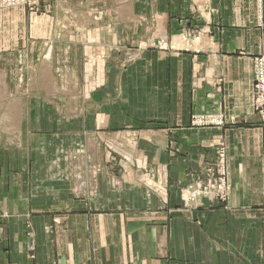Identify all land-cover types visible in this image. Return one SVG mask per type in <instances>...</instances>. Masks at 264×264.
Here are the masks:
<instances>
[{"label":"crops","instance_id":"crops-1","mask_svg":"<svg viewBox=\"0 0 264 264\" xmlns=\"http://www.w3.org/2000/svg\"><path fill=\"white\" fill-rule=\"evenodd\" d=\"M125 4L127 22L64 41L53 13L0 9V59L22 54L25 97L2 132L20 136L0 147V264H264V0ZM58 46L71 88L42 78ZM91 58L96 88L79 74ZM221 149L229 198L191 195Z\"/></svg>","mask_w":264,"mask_h":264},{"label":"rangeland","instance_id":"rangeland-1","mask_svg":"<svg viewBox=\"0 0 264 264\" xmlns=\"http://www.w3.org/2000/svg\"><path fill=\"white\" fill-rule=\"evenodd\" d=\"M3 1L4 0H0V3ZM33 1H35L36 4H25L21 2V0H18V5L14 7H26L29 12L39 15H51L53 13L55 15L54 18L56 21V26L59 32L62 33L59 36L61 39H63V41L64 38H78L82 36L80 35V30H75V28L88 26L89 31L91 32L90 35H97L99 32L96 31L100 29V27H104L103 29H109L108 27L112 26L113 23L127 22L130 20L129 13L126 9V0H87L83 3H80L78 0H53L51 3H42L39 0ZM1 8L5 7H0V9ZM138 16L141 18V20L143 19V14ZM70 28H74V30L70 32ZM103 34H106V36H111L112 32L105 31ZM138 48L146 49L147 44L140 43ZM106 49L109 53L110 51H119L117 47H115V43L109 47H106ZM55 51V58L59 60V63H56V66L53 68H44V73L42 76L43 81H50L49 83H46L47 87H50V89L53 87V80L55 81V86L60 85L62 88H71L73 86L71 80L73 79L69 77V73L71 71H69L66 62L65 47L58 46L57 50L55 49ZM111 57H108V59ZM134 57L135 56H133V58ZM103 66L105 65H103V60L100 58H91L90 62H87L86 66L84 65V61H81L78 63L79 74L81 76H86L87 73L91 71L93 80H95L92 81V84L95 86L94 88H96L100 83V80H98V78L95 79L94 76L95 74H98V72L101 73L103 71ZM3 68H5L7 71H2L1 69ZM3 74L6 75L5 78L7 79L8 86H0V147H6L7 149H10L15 147L20 135L17 133L14 135L3 134L6 132L4 128L7 125H13L14 128H18L20 123L24 120V118L18 116L19 110L25 111L22 54H11L0 59V79L4 78ZM0 82H3V80H0ZM80 93H82V95H80ZM80 93L79 98L69 97L59 99L58 97H55L54 99L52 98L50 102L58 106L60 104L64 106L69 104L74 105L79 101L82 102L85 100L84 91ZM10 111H14V116ZM61 117L62 119H65V117L68 119L69 115H62ZM9 138H11L10 143H8L7 140ZM14 140H16V143ZM12 143H15V145L13 146ZM9 144L11 145L9 146ZM2 156L3 155H1L0 158L5 159V157ZM3 217L5 218L7 215H1V218Z\"/></svg>","mask_w":264,"mask_h":264},{"label":"built area","instance_id":"built-area-1","mask_svg":"<svg viewBox=\"0 0 264 264\" xmlns=\"http://www.w3.org/2000/svg\"><path fill=\"white\" fill-rule=\"evenodd\" d=\"M23 3L36 4L33 0H21ZM18 0H4L0 3V7L16 6ZM254 82L253 94L254 104L257 112L264 120V57L254 58ZM218 124L221 121L212 120ZM227 154L224 149L218 151V160L213 168L207 170V179L205 183L196 182L197 186L191 191V195H203L210 200H218L220 202L226 201L229 197V185L227 182Z\"/></svg>","mask_w":264,"mask_h":264}]
</instances>
